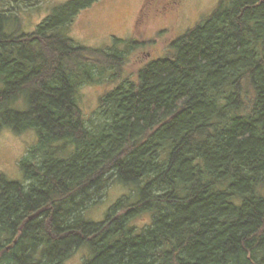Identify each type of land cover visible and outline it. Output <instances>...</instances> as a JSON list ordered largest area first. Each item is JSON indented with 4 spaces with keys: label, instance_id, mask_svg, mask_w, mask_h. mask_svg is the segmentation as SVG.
Instances as JSON below:
<instances>
[{
    "label": "trees",
    "instance_id": "obj_1",
    "mask_svg": "<svg viewBox=\"0 0 264 264\" xmlns=\"http://www.w3.org/2000/svg\"><path fill=\"white\" fill-rule=\"evenodd\" d=\"M99 1L71 0L32 33L0 12V132L39 136L22 182L0 173V264L83 248L84 264H264V0H220L92 120L80 89L118 81L128 53L69 36ZM115 184L130 196L89 220Z\"/></svg>",
    "mask_w": 264,
    "mask_h": 264
},
{
    "label": "rangeland",
    "instance_id": "obj_2",
    "mask_svg": "<svg viewBox=\"0 0 264 264\" xmlns=\"http://www.w3.org/2000/svg\"><path fill=\"white\" fill-rule=\"evenodd\" d=\"M71 0H0V12L19 19L20 31L32 33L54 10ZM220 0H101L83 10L75 19L69 36L78 45L90 48L117 47L127 53V61L116 82L86 84L79 91V104L87 119H96L100 99L128 79L137 75L149 62L163 58L169 45L210 16ZM14 29L18 23L13 22ZM12 29V27H11ZM136 45L134 51L131 50ZM132 51V52H130ZM36 131L21 134L11 129L0 132V173L9 180L22 182V161L38 145ZM132 188L115 184L106 190L102 204L92 207L87 218L95 223L105 220L109 209ZM146 216L139 226L149 222ZM87 248L78 250L66 264H84Z\"/></svg>",
    "mask_w": 264,
    "mask_h": 264
}]
</instances>
